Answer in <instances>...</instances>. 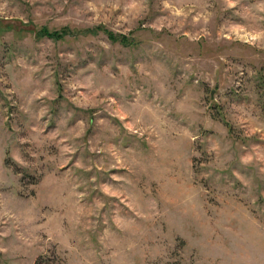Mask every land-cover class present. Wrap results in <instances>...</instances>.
Returning <instances> with one entry per match:
<instances>
[{"label": "rangeland", "instance_id": "374dc122", "mask_svg": "<svg viewBox=\"0 0 264 264\" xmlns=\"http://www.w3.org/2000/svg\"><path fill=\"white\" fill-rule=\"evenodd\" d=\"M0 264H264V0H0Z\"/></svg>", "mask_w": 264, "mask_h": 264}, {"label": "trees", "instance_id": "16d2710c", "mask_svg": "<svg viewBox=\"0 0 264 264\" xmlns=\"http://www.w3.org/2000/svg\"><path fill=\"white\" fill-rule=\"evenodd\" d=\"M99 28H101V27H99ZM97 30H99V29L98 28L97 29H94V31H97ZM91 31H93V30H91ZM45 34L48 35V32L46 31V33L45 32L43 33V35H45ZM54 35L55 36H58L57 34H54ZM107 35H108V38L109 39L113 40L114 36L112 34L110 35V33H108Z\"/></svg>", "mask_w": 264, "mask_h": 264}]
</instances>
